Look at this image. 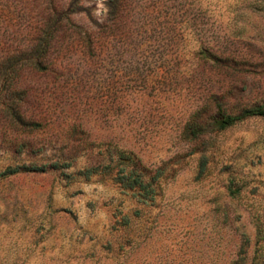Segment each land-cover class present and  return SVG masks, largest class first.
<instances>
[{"label":"rangeland","instance_id":"rangeland-1","mask_svg":"<svg viewBox=\"0 0 264 264\" xmlns=\"http://www.w3.org/2000/svg\"><path fill=\"white\" fill-rule=\"evenodd\" d=\"M71 1L0 0V264H264V119L185 133L264 101V0ZM54 7L46 71L13 79Z\"/></svg>","mask_w":264,"mask_h":264},{"label":"trees","instance_id":"trees-1","mask_svg":"<svg viewBox=\"0 0 264 264\" xmlns=\"http://www.w3.org/2000/svg\"><path fill=\"white\" fill-rule=\"evenodd\" d=\"M20 0H12L13 5H17ZM72 6H81L82 0H72ZM64 8V7H63ZM48 13L42 17V24L36 31L34 38L30 40V44L23 51V54L16 56L13 62L12 74L13 79L19 77L21 72L30 70L34 72L46 71L47 62L50 58V53L54 46L56 38L60 34V30L64 27V21L71 22V15L66 11V9H59L54 7L51 10H47ZM87 30L84 31L82 38L87 48L90 49L91 38ZM208 61H216L212 56H206ZM215 112L209 117L206 124L198 122L196 119H191V121L186 125L185 133L188 136L196 137L208 130H224L231 127L245 119L248 118H263L264 119V101L252 105L250 107H245L241 109L238 113H231L226 108L223 107L221 103H216ZM31 127H36L37 125L32 123ZM116 156L119 164L122 165L119 172L115 176L116 180L125 187L131 189H140L148 193L147 184H144L140 180V174L138 171V163L132 152L123 151L116 148ZM69 164L63 162L52 163L50 165H41L39 167L31 165L29 167L23 166L22 169L17 168L15 170L7 168L6 174L17 173L21 171L27 172H47L52 170H58L64 167H68ZM128 168V169H127ZM96 170V167L86 168L79 174L89 177ZM4 175V174H3Z\"/></svg>","mask_w":264,"mask_h":264}]
</instances>
